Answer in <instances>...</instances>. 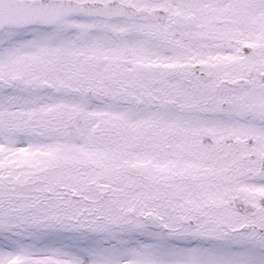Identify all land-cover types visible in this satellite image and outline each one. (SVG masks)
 Returning a JSON list of instances; mask_svg holds the SVG:
<instances>
[{
  "label": "snow or ice",
  "instance_id": "6c2138e0",
  "mask_svg": "<svg viewBox=\"0 0 264 264\" xmlns=\"http://www.w3.org/2000/svg\"><path fill=\"white\" fill-rule=\"evenodd\" d=\"M0 264H264V0H0Z\"/></svg>",
  "mask_w": 264,
  "mask_h": 264
}]
</instances>
